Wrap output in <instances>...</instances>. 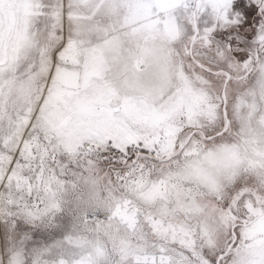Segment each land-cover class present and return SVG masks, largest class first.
Segmentation results:
<instances>
[{"label":"snow or ice","instance_id":"1","mask_svg":"<svg viewBox=\"0 0 264 264\" xmlns=\"http://www.w3.org/2000/svg\"><path fill=\"white\" fill-rule=\"evenodd\" d=\"M0 264H264V0H0Z\"/></svg>","mask_w":264,"mask_h":264}]
</instances>
